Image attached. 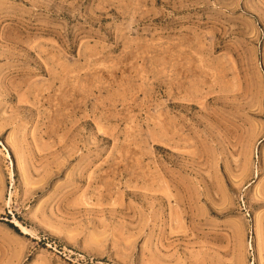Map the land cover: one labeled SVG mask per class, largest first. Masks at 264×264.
Here are the masks:
<instances>
[{
    "label": "rangeland",
    "instance_id": "rangeland-1",
    "mask_svg": "<svg viewBox=\"0 0 264 264\" xmlns=\"http://www.w3.org/2000/svg\"><path fill=\"white\" fill-rule=\"evenodd\" d=\"M0 264H264V0H0Z\"/></svg>",
    "mask_w": 264,
    "mask_h": 264
},
{
    "label": "bare ground",
    "instance_id": "bare-ground-1",
    "mask_svg": "<svg viewBox=\"0 0 264 264\" xmlns=\"http://www.w3.org/2000/svg\"><path fill=\"white\" fill-rule=\"evenodd\" d=\"M16 224L18 225V227L20 228V230L25 231V228L21 224H18V223H16Z\"/></svg>",
    "mask_w": 264,
    "mask_h": 264
}]
</instances>
